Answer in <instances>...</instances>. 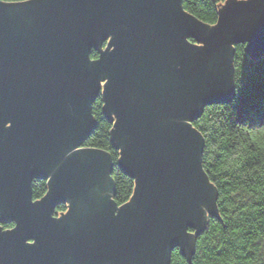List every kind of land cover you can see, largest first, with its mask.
Returning <instances> with one entry per match:
<instances>
[{"label":"water","instance_id":"obj_1","mask_svg":"<svg viewBox=\"0 0 264 264\" xmlns=\"http://www.w3.org/2000/svg\"><path fill=\"white\" fill-rule=\"evenodd\" d=\"M182 2L0 0V217L14 223L0 226V264H169L175 247L192 253L202 205L216 213L192 121L232 99L233 45L264 55V0H226L214 25ZM99 94L116 163L134 180L120 205L103 186L110 154L81 146ZM34 178L47 185L36 200ZM95 191L107 201L80 212L76 201Z\"/></svg>","mask_w":264,"mask_h":264},{"label":"trees","instance_id":"obj_2","mask_svg":"<svg viewBox=\"0 0 264 264\" xmlns=\"http://www.w3.org/2000/svg\"><path fill=\"white\" fill-rule=\"evenodd\" d=\"M19 2L25 0H4ZM226 0H183L186 11L214 25ZM98 52L92 50L95 59ZM235 91L229 102L210 105L193 126L203 136L202 168L216 190V213L209 215L194 240L190 255L172 249L169 264H264V55L252 59L239 44L234 54ZM95 129L84 146L110 153L114 167L113 199L123 204L130 198L134 180L117 165L118 148L112 139V123L103 113L102 100L93 107ZM46 180L34 178L32 197L41 198ZM65 205L56 207L64 211ZM57 216V213H54ZM3 230L13 222H1Z\"/></svg>","mask_w":264,"mask_h":264},{"label":"flooded vegetation","instance_id":"obj_3","mask_svg":"<svg viewBox=\"0 0 264 264\" xmlns=\"http://www.w3.org/2000/svg\"><path fill=\"white\" fill-rule=\"evenodd\" d=\"M191 43H193V44H196V41L194 40V39H192V38H190V39H188ZM241 44V43H240ZM247 44H248V42L247 43H244V44H242V45H244V48L247 46ZM237 45H239V44H235V45H233V48H234V53H233V56H232V58H231V63H232V66H233V71H234V65H233V63H234V54H235V48H236V46ZM235 84V83H234ZM234 91H235V89H234ZM98 98H102L101 97V94H99L97 97H96V99H95V101L93 102V104H92V111H93V107H94V105H95V102L97 101V99ZM220 103H224V102H213V103H210V104H206V105H204L203 106V108H202V111H201V113H200V115L198 116V117H196L193 121H192V124H193V122L194 121H196L197 119H199L201 116H202V114H203V112H204V110H205V108L206 107H208V106H210V105H214V104H220ZM102 105H103V103H102ZM103 110V109H102ZM93 114V113H92ZM109 119L110 118H112V115H108L107 116ZM96 125H97V123H96ZM113 125V124H112ZM196 128V127H195ZM90 135V134H89ZM89 137V136H88ZM87 139V137L81 142V146H84L83 144H84V141ZM85 147V146H84ZM87 147V146H86ZM102 150V149H101ZM118 151H119V149H118ZM109 153V152H108ZM110 154V153H109ZM111 156V155H110ZM119 156V155H118ZM111 159H112V157H111ZM112 163H113V166H112V168H110V178L108 179V178H106V180H104V182H103V186H105V187H107V188H109V189H112L113 190V187H114V183H113V179H112V171H113V167H114V162H113V159H112ZM113 183V184H112ZM113 196H114V194H113ZM113 196L111 197V204H113V203H116L115 201H114V199H113ZM79 201V203H77V205H78V210L80 211V212H83V213H94V212H96L97 210H98V207H99V204L101 203V201H107L106 200V197L104 196V195H102L101 194V192L100 191H95V192H92V193H90V194H88L86 197H84V198H81V199H78L76 202H78ZM75 202L73 201V202H71V203H68V202H63V203H60V204H58V205H61V204H63V205H65L66 206V208H65V210L64 211H56V208H55V213H57V216H60L61 214H68V212L70 211L71 212V206L74 204ZM117 204V203H116ZM57 205V206H58ZM117 205H119V204H117ZM56 206V207H57ZM203 206V209H204V211H205V214H204V216H206V219H207V217L209 216L208 215V212H207V210H206V208H205V206L204 205H202ZM71 209V210H70ZM69 212V213H70ZM201 222L202 223H204V218H202L201 219ZM189 231L190 232H194V230L193 229H189Z\"/></svg>","mask_w":264,"mask_h":264},{"label":"rangeland","instance_id":"obj_4","mask_svg":"<svg viewBox=\"0 0 264 264\" xmlns=\"http://www.w3.org/2000/svg\"><path fill=\"white\" fill-rule=\"evenodd\" d=\"M233 81H234V74H233ZM234 83H235V81H234ZM202 164V163H201Z\"/></svg>","mask_w":264,"mask_h":264}]
</instances>
